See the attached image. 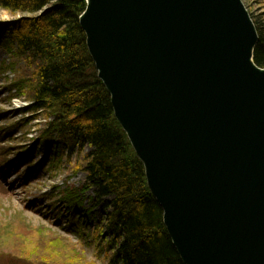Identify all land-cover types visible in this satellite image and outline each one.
<instances>
[{"label": "water", "instance_id": "1", "mask_svg": "<svg viewBox=\"0 0 264 264\" xmlns=\"http://www.w3.org/2000/svg\"><path fill=\"white\" fill-rule=\"evenodd\" d=\"M115 119L184 264H264V68L243 0H86Z\"/></svg>", "mask_w": 264, "mask_h": 264}, {"label": "trees", "instance_id": "2", "mask_svg": "<svg viewBox=\"0 0 264 264\" xmlns=\"http://www.w3.org/2000/svg\"><path fill=\"white\" fill-rule=\"evenodd\" d=\"M85 5V0H0V7L12 14H29L0 22V45L27 64L22 78L32 87L28 111L53 108L46 112L51 118L47 129L55 132L60 143L48 138L42 147L47 156L57 153L56 148L67 149L70 155L83 151L85 145L90 148L85 154L83 189H93L89 198L104 215L95 219L92 206L82 211L80 220H88L81 223L83 227L93 222L98 229L105 218L108 239L99 235L95 245L108 248V264H184L147 186L142 162L98 79L79 22ZM251 19L258 34L253 62L264 68V11ZM78 212H72V217L78 218ZM83 261L95 264L84 257Z\"/></svg>", "mask_w": 264, "mask_h": 264}, {"label": "rangeland", "instance_id": "3", "mask_svg": "<svg viewBox=\"0 0 264 264\" xmlns=\"http://www.w3.org/2000/svg\"><path fill=\"white\" fill-rule=\"evenodd\" d=\"M243 2L250 17L264 11V0ZM25 15L0 7V22ZM10 51L0 45V264H83V257L87 263L108 264V248L95 245L99 235L108 239L105 218L98 229L93 222L85 228L81 223L88 220H80L94 204L89 198L93 189H83L90 148L85 145L72 155L56 148L47 156L44 142L60 141L47 129L51 118L46 112L53 108L28 111L32 87L22 78L27 64ZM91 212L97 220L104 215L98 206Z\"/></svg>", "mask_w": 264, "mask_h": 264}]
</instances>
